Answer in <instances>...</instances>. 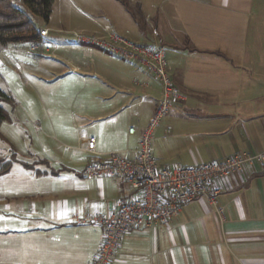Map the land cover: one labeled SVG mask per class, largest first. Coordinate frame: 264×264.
I'll use <instances>...</instances> for the list:
<instances>
[{
    "label": "crops",
    "instance_id": "obj_1",
    "mask_svg": "<svg viewBox=\"0 0 264 264\" xmlns=\"http://www.w3.org/2000/svg\"><path fill=\"white\" fill-rule=\"evenodd\" d=\"M135 4L130 8L145 18L144 32L147 18L153 21L152 37L145 35L141 44L165 47L168 72L184 96L153 131L152 151L160 167H195L264 152V2ZM146 9L154 13L147 15ZM114 73V82L99 91L110 102L108 113L90 122L98 137L87 125L76 134L62 131L80 155L60 163L70 173L64 188L30 200L20 230L27 239L10 243L14 264H91L97 255L105 227L84 219L115 211L128 184L114 177L88 178L84 170L113 152L133 159L162 92L160 80L142 65L128 64ZM91 139L94 151L88 148ZM33 154L32 162L16 163L41 178L61 176L52 170L54 163ZM214 186L220 191L217 205L199 198L167 225L129 228L110 264H264V174L244 167L216 179Z\"/></svg>",
    "mask_w": 264,
    "mask_h": 264
},
{
    "label": "rangeland",
    "instance_id": "obj_2",
    "mask_svg": "<svg viewBox=\"0 0 264 264\" xmlns=\"http://www.w3.org/2000/svg\"><path fill=\"white\" fill-rule=\"evenodd\" d=\"M12 2L26 10L21 0ZM135 5V0H55L49 22L31 15L37 28L49 29L47 42L0 45V89L9 97L1 105L12 120L0 127V156L15 153L19 160L32 162L37 151L61 175L41 178L36 170H26L15 162L11 173L0 176V264H14L10 243L27 239L20 232L24 227L21 220L29 217L33 196L64 188L70 177L60 163L77 159L80 152L77 144L64 141L62 131L76 134L87 125L97 136L98 127L90 122L108 113L110 105L99 91L114 82V72L123 66H141L82 39H107L113 32L143 43L145 35L152 37L153 21L147 18L144 32L145 18L130 8ZM145 11L154 13L153 9Z\"/></svg>",
    "mask_w": 264,
    "mask_h": 264
},
{
    "label": "built area",
    "instance_id": "obj_3",
    "mask_svg": "<svg viewBox=\"0 0 264 264\" xmlns=\"http://www.w3.org/2000/svg\"><path fill=\"white\" fill-rule=\"evenodd\" d=\"M38 32L41 38L49 35L48 28L39 29ZM82 39L139 63L162 84L157 110L141 136V146L134 158L128 159L123 153L113 152L89 163L84 170L88 178L101 180L114 177L128 184L127 192L116 202L115 211L84 219L105 227L100 249L91 264H110L129 228L167 225L181 214L186 205L199 198H207L217 205L220 191L214 186L215 180L229 177L244 167L257 168L264 174V152L238 153L195 167L161 168L152 151V134L174 103L184 97L168 72L165 47L161 44H138L113 32L109 33L107 39ZM129 132L134 134L136 128L131 127ZM88 148L94 151L93 139L89 141Z\"/></svg>",
    "mask_w": 264,
    "mask_h": 264
},
{
    "label": "trees",
    "instance_id": "obj_4",
    "mask_svg": "<svg viewBox=\"0 0 264 264\" xmlns=\"http://www.w3.org/2000/svg\"><path fill=\"white\" fill-rule=\"evenodd\" d=\"M26 10L16 6L12 0H0V45L7 47L19 43H41L43 40L31 18V15L49 22L55 0H21ZM125 5L126 1H122ZM139 18L141 15L137 12ZM9 97L0 89V127L10 120L7 110L1 102ZM18 161L15 153L0 156V176L10 172Z\"/></svg>",
    "mask_w": 264,
    "mask_h": 264
},
{
    "label": "snow or ice",
    "instance_id": "obj_5",
    "mask_svg": "<svg viewBox=\"0 0 264 264\" xmlns=\"http://www.w3.org/2000/svg\"><path fill=\"white\" fill-rule=\"evenodd\" d=\"M0 219H3L2 217H0ZM0 230H3V229H0Z\"/></svg>",
    "mask_w": 264,
    "mask_h": 264
}]
</instances>
